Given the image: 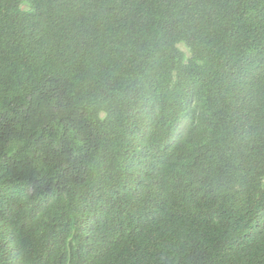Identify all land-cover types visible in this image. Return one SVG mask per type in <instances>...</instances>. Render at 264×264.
<instances>
[{
  "label": "trees",
  "instance_id": "obj_1",
  "mask_svg": "<svg viewBox=\"0 0 264 264\" xmlns=\"http://www.w3.org/2000/svg\"><path fill=\"white\" fill-rule=\"evenodd\" d=\"M0 264H264V0H0Z\"/></svg>",
  "mask_w": 264,
  "mask_h": 264
},
{
  "label": "clouds",
  "instance_id": "obj_2",
  "mask_svg": "<svg viewBox=\"0 0 264 264\" xmlns=\"http://www.w3.org/2000/svg\"><path fill=\"white\" fill-rule=\"evenodd\" d=\"M22 7H23V5H22Z\"/></svg>",
  "mask_w": 264,
  "mask_h": 264
}]
</instances>
